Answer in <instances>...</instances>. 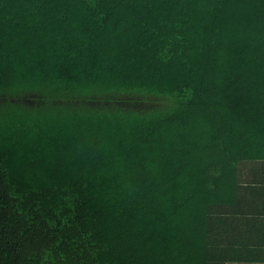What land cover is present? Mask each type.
<instances>
[{"label": "trees", "instance_id": "trees-1", "mask_svg": "<svg viewBox=\"0 0 264 264\" xmlns=\"http://www.w3.org/2000/svg\"><path fill=\"white\" fill-rule=\"evenodd\" d=\"M0 264H264V0H0Z\"/></svg>", "mask_w": 264, "mask_h": 264}]
</instances>
